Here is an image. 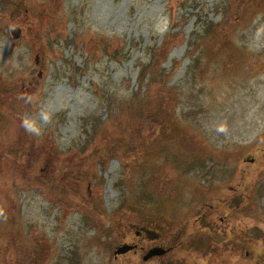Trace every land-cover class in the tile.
I'll return each mask as SVG.
<instances>
[{
    "label": "rangeland",
    "instance_id": "1",
    "mask_svg": "<svg viewBox=\"0 0 264 264\" xmlns=\"http://www.w3.org/2000/svg\"><path fill=\"white\" fill-rule=\"evenodd\" d=\"M0 264H264V0H0Z\"/></svg>",
    "mask_w": 264,
    "mask_h": 264
},
{
    "label": "water",
    "instance_id": "2",
    "mask_svg": "<svg viewBox=\"0 0 264 264\" xmlns=\"http://www.w3.org/2000/svg\"><path fill=\"white\" fill-rule=\"evenodd\" d=\"M20 32H21V30L19 28H14L11 30V35L14 39H17L20 36ZM134 247H135L134 245L123 244L115 250L114 254H115V256L123 255V254L129 252L130 250H132ZM165 252H166V250L161 248V247H154V248L150 249L143 256V260H148L154 256H160V255L164 254Z\"/></svg>",
    "mask_w": 264,
    "mask_h": 264
},
{
    "label": "flooded vegetation",
    "instance_id": "3",
    "mask_svg": "<svg viewBox=\"0 0 264 264\" xmlns=\"http://www.w3.org/2000/svg\"><path fill=\"white\" fill-rule=\"evenodd\" d=\"M240 203H241V201L238 202V205H239ZM236 205H237V204H236ZM166 249H168V248H166ZM167 251H168V250H167ZM166 253H167V252H166ZM166 253H164V254H166ZM164 254H163V255H164ZM163 255H160V256H163ZM160 256H156V257H160ZM260 256H261V255H260ZM258 260L260 261L259 258H258ZM258 260H257V262H258Z\"/></svg>",
    "mask_w": 264,
    "mask_h": 264
},
{
    "label": "clouds",
    "instance_id": "4",
    "mask_svg": "<svg viewBox=\"0 0 264 264\" xmlns=\"http://www.w3.org/2000/svg\"><path fill=\"white\" fill-rule=\"evenodd\" d=\"M43 119H44L45 121H47L48 118L45 116V117H43ZM30 130H33V131H34L35 129H30Z\"/></svg>",
    "mask_w": 264,
    "mask_h": 264
}]
</instances>
